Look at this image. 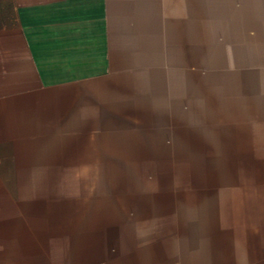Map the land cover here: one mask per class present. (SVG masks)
I'll list each match as a JSON object with an SVG mask.
<instances>
[{
	"label": "crops",
	"instance_id": "obj_1",
	"mask_svg": "<svg viewBox=\"0 0 264 264\" xmlns=\"http://www.w3.org/2000/svg\"><path fill=\"white\" fill-rule=\"evenodd\" d=\"M241 233L264 0H0V264L236 263Z\"/></svg>",
	"mask_w": 264,
	"mask_h": 264
},
{
	"label": "rangeland",
	"instance_id": "obj_2",
	"mask_svg": "<svg viewBox=\"0 0 264 264\" xmlns=\"http://www.w3.org/2000/svg\"><path fill=\"white\" fill-rule=\"evenodd\" d=\"M247 228L248 229H246V230L251 231L253 227L252 226H248ZM246 230L245 229L242 230V233H245ZM233 239L234 238H229V240H233ZM236 240L240 241L241 243L243 241L242 245H236L237 248L242 249L241 252L237 251V253H236L237 256H239L240 258L237 260L236 263L235 262H230V263H227V264H251V261H258L256 263L264 264V252H261V250H264V238H262V237L255 238L254 245H252L251 247L250 246L248 247V244L246 242V241H248V238H246L245 235H243V234H242V236L240 238H237ZM257 249L260 250V253H256L255 252ZM228 257L230 258L228 260L234 259L233 253L229 254Z\"/></svg>",
	"mask_w": 264,
	"mask_h": 264
}]
</instances>
